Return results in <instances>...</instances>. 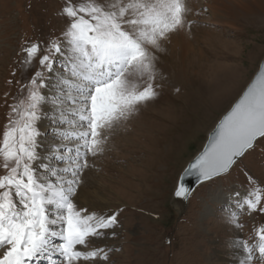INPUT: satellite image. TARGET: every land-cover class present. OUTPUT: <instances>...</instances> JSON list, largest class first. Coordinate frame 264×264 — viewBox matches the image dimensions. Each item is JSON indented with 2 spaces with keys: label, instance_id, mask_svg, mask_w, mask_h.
Listing matches in <instances>:
<instances>
[{
  "label": "rangeland",
  "instance_id": "obj_1",
  "mask_svg": "<svg viewBox=\"0 0 264 264\" xmlns=\"http://www.w3.org/2000/svg\"><path fill=\"white\" fill-rule=\"evenodd\" d=\"M219 1L182 0L185 23L205 57L197 52L190 57L182 52L161 55L150 48L155 58L151 80L155 95L135 104L126 118L100 130L103 151L88 154V167L81 173L82 182L73 200L78 210H86L82 215L119 210L118 222L99 230L101 235L89 236L85 245H77L78 249L88 245L90 251L103 249L108 260L81 258L77 264H264V257L258 254L260 235L264 234V212L259 210L264 208V138L229 173L199 187L182 217L178 218L170 205L185 165L264 58V16L242 14L219 19ZM120 2L0 0V143L15 115H10L12 107L26 100L27 85L37 71L45 72L46 87L41 91L46 98L57 96L63 87L56 78V72L61 71L60 57L51 73L39 64L50 41L58 39L63 50L67 49L63 33L70 20L63 8L69 3L107 7ZM211 30L221 39L206 34ZM32 44H39L40 52L26 63L24 49ZM218 63L230 68L223 69ZM128 79L134 91L149 83L147 75L133 74ZM209 86L217 88L212 100L206 94ZM61 112L67 119H78L50 99L41 105L39 159L34 167L47 163L50 168H62L69 163L57 159L67 152L69 143L61 144L66 132L60 129L76 125L82 131L85 122L69 125L61 120ZM53 124L58 128L43 133L44 126ZM71 143L70 147L76 142ZM3 164L0 154V176L7 174ZM255 194L261 196L257 210L245 211V197L254 199ZM39 264H48V260L44 258Z\"/></svg>",
  "mask_w": 264,
  "mask_h": 264
},
{
  "label": "snow or ice",
  "instance_id": "obj_2",
  "mask_svg": "<svg viewBox=\"0 0 264 264\" xmlns=\"http://www.w3.org/2000/svg\"><path fill=\"white\" fill-rule=\"evenodd\" d=\"M185 11L182 0H121L107 7L69 3L63 8L70 20L63 33L67 49L54 39L39 59L42 68L51 73L60 57L61 71L56 72V78L63 87L57 96L46 98L41 91L46 87L45 72L37 71L27 85L26 100L12 107L10 115H15L0 143L7 169V174L0 176V264H31L40 257L48 264H75L81 258L108 260L103 249L80 251L77 245H85L91 235H101L99 230L114 227L119 210L82 215L86 210H78L73 198L82 182L81 173L88 167V154L103 151L100 130L126 118L135 104L155 95L151 83L155 58L149 46L160 49L169 33L183 28ZM24 51L26 63H30L40 46L32 44ZM133 74L148 76L143 90L131 89L128 78ZM46 99L78 118L67 119L61 112L62 121L69 125L83 121L85 125L83 131L71 133L80 141L74 146V155H68L73 152L68 148L57 157L69 161L65 167L50 168L42 163L38 171L33 166L39 159L37 121ZM64 135L67 139L68 134ZM258 138H264V67L185 174L195 173L201 181L225 174ZM188 191L181 184L175 195L187 198ZM260 201L261 196L255 194L246 203L257 210ZM259 210L264 212V208ZM53 238H59L60 243H53ZM258 254L264 257V234L260 235Z\"/></svg>",
  "mask_w": 264,
  "mask_h": 264
},
{
  "label": "bare ground",
  "instance_id": "obj_3",
  "mask_svg": "<svg viewBox=\"0 0 264 264\" xmlns=\"http://www.w3.org/2000/svg\"><path fill=\"white\" fill-rule=\"evenodd\" d=\"M216 14H217V18L219 17V19H222V17H226V16L241 17L242 14L256 15L258 17H262V16H264V0H220L219 3H218V6H217ZM185 22L186 21H185V15H184V27L183 28H179L177 31H175L172 34L168 35L166 40H162L161 41L162 44L160 45L161 46L160 49H155V50H157V52L159 54L164 55L165 53L169 52L170 55L174 56V55L178 54V52H182L185 56L190 57L193 54V52H197V53H199V55H201V57H203V58L205 57V55L202 52L201 48H197V45H196L195 41L192 39L193 38V34L191 32L190 26L188 24H186ZM205 32H206V34H209L210 36H215V38L221 39V38H219V36L214 34L212 32V30H211L212 33H210L209 31H205ZM201 34H202V32H201ZM222 40L226 41L228 44H233L229 40H225V39H222ZM149 48H151V46H149ZM216 65L221 67V68H223V69L230 68V66L226 65V64L218 63ZM206 94H207L208 98H210L212 100L211 97L214 98L218 94L217 93V88L209 86L207 88V93ZM81 123H83V121ZM54 125L55 124H53V126ZM56 127L58 128V126H54V127L50 126V127H48V125H46V126L43 127L42 130H43V133L44 132L46 133L50 129L54 130ZM60 130L62 132H66V133H62V135L68 134V138L67 139H65V135H64V138H62V141L63 140H65V141H63L61 143L64 146L67 143V141H69L68 145H66L67 147L68 146L70 147V145L72 144L71 143L72 142L71 138H75V137H73L71 135V133H73L75 131H76V133H78V132L81 131V130L80 131L77 130L76 125L67 127V128H65L63 130L60 129ZM76 144H78V142H76L75 145ZM208 209L209 208H207L206 212H209ZM77 249H78V247H77ZM78 250L86 251V249H83V248H80ZM58 257L59 256L56 255L54 258L58 259ZM42 258H44V257H40L39 260L42 259ZM77 262L78 261H76L75 264H77Z\"/></svg>",
  "mask_w": 264,
  "mask_h": 264
},
{
  "label": "water",
  "instance_id": "obj_4",
  "mask_svg": "<svg viewBox=\"0 0 264 264\" xmlns=\"http://www.w3.org/2000/svg\"><path fill=\"white\" fill-rule=\"evenodd\" d=\"M262 67H264V58L261 61L260 65H259V69L256 71V73L254 74L253 78L251 79V81L249 82V84L246 86V88L243 90V92L239 95V97L233 102V104L229 107V109L219 118V120L216 122V124L214 125V127L207 133V138L204 142V144L202 145V147L198 150V152L188 161V163L186 164V166L184 167V169L182 170L180 176L178 177V181L176 184V187L174 189L173 192V196H172V200H171V205L179 211L180 215L183 214L187 208L188 202L190 197L192 196V194L194 193L195 189L200 186L201 184L211 181L212 179H209L207 181H201L198 179L197 175L195 173L192 174H185L186 170L188 169L190 163H193L196 159V157H198L205 149V147L208 145L209 140L211 138V136L214 134L218 124L220 123V121L223 119V117L231 110V108L235 105V103L241 98V96L243 95V93L247 90L248 86L253 82V80L256 78V76L259 74V72L261 71ZM260 139V138H258ZM257 139V140H258ZM257 142V141H256ZM255 142V144H256ZM255 146V145H254ZM248 152V151H247ZM246 152V153H247ZM245 153V154H246ZM244 154V155H245ZM243 155V156H244ZM242 156V157H243ZM242 157L237 158L236 162L239 161ZM235 162V163H236ZM234 166V165H233ZM232 166V167H233ZM232 167L230 168V170L232 169ZM229 170V171H230ZM228 171V172H229ZM227 172V173H228ZM226 174V173H225ZM223 175V174H222ZM221 176V175H219ZM217 176V177H219ZM215 177V178H217ZM181 184H183L189 191L187 193V198L184 197H178L175 195L176 191L180 188Z\"/></svg>",
  "mask_w": 264,
  "mask_h": 264
}]
</instances>
